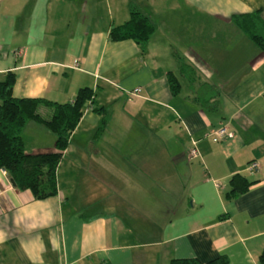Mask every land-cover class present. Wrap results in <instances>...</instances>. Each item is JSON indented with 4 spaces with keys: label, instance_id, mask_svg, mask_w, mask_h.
I'll list each match as a JSON object with an SVG mask.
<instances>
[{
    "label": "crops",
    "instance_id": "1",
    "mask_svg": "<svg viewBox=\"0 0 264 264\" xmlns=\"http://www.w3.org/2000/svg\"><path fill=\"white\" fill-rule=\"evenodd\" d=\"M130 6L153 25L142 52L107 40ZM255 11L264 20V0H0V80L14 74L11 96L66 103L86 87L109 117L93 137L98 116L85 107L54 196L35 200L0 172V264H260L264 54L230 21ZM38 114L48 119L50 109ZM220 126L232 138L213 141ZM21 137L28 154L54 150V135L34 122ZM190 140L198 157L187 161ZM234 174L254 184L225 200Z\"/></svg>",
    "mask_w": 264,
    "mask_h": 264
},
{
    "label": "trees",
    "instance_id": "2",
    "mask_svg": "<svg viewBox=\"0 0 264 264\" xmlns=\"http://www.w3.org/2000/svg\"><path fill=\"white\" fill-rule=\"evenodd\" d=\"M233 26L241 32L259 52L264 54V20L259 12L233 15L230 17ZM153 33V25L142 13L130 6L127 20L117 26H111L107 32V40L117 42L131 40L140 51ZM179 72L189 82L194 79L192 68L177 58ZM168 91L175 96L179 91L176 77L168 72L165 76ZM14 74L6 72L0 80V170L5 172L13 182L17 191L27 190L35 200H43L56 194L55 168L60 161L70 133L77 125L85 107L98 116V123L93 137L99 136L107 126L109 117L104 108L94 104V93L91 89L79 88L72 101L54 103L40 98H13L11 88ZM200 106L212 109L205 102ZM39 106L50 109L48 119L38 114ZM214 106V105H213ZM34 122L54 135V150L48 153L28 154L24 151L21 133L27 122ZM225 200H232L246 193L254 182L240 174L232 175L228 181ZM264 263V247L257 257ZM168 264H227L223 256L216 257L206 263L194 258L172 259Z\"/></svg>",
    "mask_w": 264,
    "mask_h": 264
},
{
    "label": "built area",
    "instance_id": "3",
    "mask_svg": "<svg viewBox=\"0 0 264 264\" xmlns=\"http://www.w3.org/2000/svg\"><path fill=\"white\" fill-rule=\"evenodd\" d=\"M13 54L15 56L17 55V53L15 52ZM139 93H140V89L135 88L130 92V96L136 97L139 95ZM211 135H212V140L215 142H220L222 140L232 138V133L225 126H220L215 131H213ZM197 157H198V153L195 148V141L190 140V147L186 155V160L190 161L191 159H194ZM257 168H258L257 163L252 161L246 165L245 172H247L249 175H253L256 172ZM0 172L3 176H6L3 170H1ZM215 187H218V185L215 184Z\"/></svg>",
    "mask_w": 264,
    "mask_h": 264
},
{
    "label": "water",
    "instance_id": "4",
    "mask_svg": "<svg viewBox=\"0 0 264 264\" xmlns=\"http://www.w3.org/2000/svg\"><path fill=\"white\" fill-rule=\"evenodd\" d=\"M9 183H10L11 186H13V182H12L11 179H9Z\"/></svg>",
    "mask_w": 264,
    "mask_h": 264
}]
</instances>
